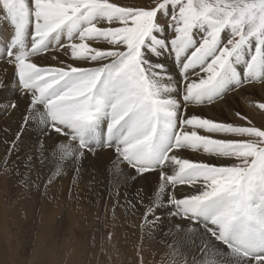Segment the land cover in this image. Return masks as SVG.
<instances>
[{"label":"snow or ice","instance_id":"snow-or-ice-1","mask_svg":"<svg viewBox=\"0 0 264 264\" xmlns=\"http://www.w3.org/2000/svg\"><path fill=\"white\" fill-rule=\"evenodd\" d=\"M0 23L9 27L0 62L14 68L27 101L10 152L32 126L55 134L75 176L86 158L107 151L117 200L120 178L158 175L147 203L142 189L125 193L126 212L145 209L149 235L164 226L158 209H166L168 233L199 240L208 253L194 264H264V130L240 113L251 126L187 114L257 83L264 91V0H0ZM50 48L72 63L38 66L33 58ZM166 52L179 80L158 62ZM38 150L43 156L42 141ZM187 150L223 163L191 161ZM60 175L58 166L48 183ZM184 186L194 191L178 196Z\"/></svg>","mask_w":264,"mask_h":264},{"label":"bare ground","instance_id":"bare-ground-1","mask_svg":"<svg viewBox=\"0 0 264 264\" xmlns=\"http://www.w3.org/2000/svg\"><path fill=\"white\" fill-rule=\"evenodd\" d=\"M131 3L133 4V1ZM8 36V25L0 23V46H2L7 41ZM33 59L34 62H36L38 66L41 67L63 66L60 63L61 61H63L64 64L72 63L70 54L65 55L62 49L58 50L55 48H50L47 52L40 54L38 58ZM152 59L156 60L157 58L152 57ZM173 60L174 54L166 52L161 57H159L158 62L164 63L171 76L179 80V74L175 71L176 68L173 67V62L175 63V60ZM13 74L14 68L12 66L0 62V82L3 83V87H0V222H2L3 219L1 217H3L5 214V212H3V209L5 208L3 195L8 192L9 189H13V187H15L16 191L20 193L21 196L18 203L14 205L17 214L19 215L18 218H21L22 220L21 225L27 221L31 222L34 220L33 211L37 209L38 206V215L40 218L45 215L47 209L50 210L49 217L47 216L48 219L45 218L44 224L42 225L41 223L38 227L37 234H40L41 236L36 237L37 239H40L43 235H45L47 244L50 243L48 245L55 243V240L52 241L55 239L54 232L58 226L62 225L63 221L68 222L69 220L73 219L76 213H82L80 218L84 217L83 214H86L91 209L93 210V208L94 213L98 210V207H100V204L103 202H106V204L111 203L112 206L120 204V212H114L110 216V221L113 224L122 226L126 224V221H130V224L138 226L140 220H137L135 223L134 216L131 215L132 212L130 213L131 210L126 212V208H124L126 203L125 193H127L129 199H131L134 197L137 189H142L141 195L145 197V203H147L148 194L153 191L158 181V175L156 173H147L143 178H138L134 182L129 181L127 184L123 182V178H120V180L117 181L120 183V187L118 189L119 198L117 200L116 195L112 194L116 192V189L112 183L115 170L111 169L109 164V153L107 151L101 152L98 156H89L86 158L83 161V167L80 170L79 176H75L71 165L65 167L64 161L60 160L59 153L56 152L54 148V145L57 142L55 134H53V138L42 137L39 129L35 126L29 127L19 139L15 150H12L11 152L9 151L12 149V144L10 142L16 139V134L18 131H20L19 125L21 117L24 114L27 105V101L22 98L21 94L13 83ZM257 98L261 99L259 102L264 101V91H261L259 83H257L255 87L246 89V93L244 94L241 92L229 93L224 98V100L219 103H214L211 105L205 104L203 106H191L187 109V114L189 116L195 114L203 118L212 119L214 121L232 122L238 125L251 126L248 124V120H241L236 115V113H240L246 116L252 124L259 125L258 128L260 127L263 130L264 110L258 108V101L256 100ZM9 101H15L18 104V108L15 110L10 108L5 110ZM260 111L263 112H261L262 115L260 114ZM5 141H8L9 143H6ZM40 141H42L45 145V152L43 156L38 150L40 147ZM54 152H56L55 155L53 154ZM183 155L184 158H188L191 161H211L214 164L223 163L222 161L210 158L207 154L202 152L187 150L183 153ZM28 156H31L33 159L31 161L30 167H25V158ZM6 161L7 163H5ZM58 166L61 170L59 179H54V182L49 185L47 184V186L45 183L48 181L49 175L54 172ZM130 171V169H124L125 174ZM111 172L112 175L109 176ZM22 180H27L30 186L27 188L24 187L21 183ZM36 185L41 187L40 190H42L43 193L42 198L35 196L34 189ZM15 188L13 190H15ZM193 191L194 189L184 186L183 191L177 192V195L180 196ZM45 192L47 195H44ZM137 207L140 212H143V210L145 211L143 207H140L139 205ZM92 210L90 213H92ZM98 213L95 214L98 215ZM158 213H160L165 219V224L160 230L154 231L153 234L149 236L147 229L143 225L142 229L137 231L139 234L141 232L143 233V238L150 242L151 248H158L157 246L159 244L157 246L156 244L160 243L164 246L160 248L162 253H168V251L172 250L171 248H175L178 252L184 250L186 259H189V257L200 258L202 255H208V253L201 252L199 240H197L196 245H193L186 239L184 233L178 232L169 234L167 224V210L158 209ZM57 216L61 217L57 218ZM74 218L76 219V217ZM101 228L89 224L83 229L84 232L88 229H92V231H90L96 233L97 231L102 232ZM3 231L4 230L0 225V233L2 234ZM132 233L134 232L132 231ZM139 251H141L140 248ZM140 261H142V259ZM191 261L192 260L190 259L186 262V264H192V262L194 263V260L192 262ZM48 264H50V262Z\"/></svg>","mask_w":264,"mask_h":264},{"label":"rangeland","instance_id":"rangeland-1","mask_svg":"<svg viewBox=\"0 0 264 264\" xmlns=\"http://www.w3.org/2000/svg\"><path fill=\"white\" fill-rule=\"evenodd\" d=\"M111 1L121 4H132V1L133 4H148L151 2V0H110V2ZM173 65V67L176 68L175 71L179 74V70L174 62ZM256 100L259 103V100L261 99L257 98ZM261 112L262 111H260V114L262 115L263 112ZM255 126L258 128L259 125L255 124ZM111 175L112 172L109 174V176ZM45 184L49 185L48 181H46ZM14 188L15 187H13V189ZM13 189H9L10 192L8 191L3 195L5 202V208L3 209V212H5V214L3 217H1L3 219L2 222H0L1 228L4 230L2 234L0 233V264H48L49 262L50 264H118V262L119 264H186V262L190 259L192 261L194 260V257H189V259H186L184 250H182L181 253L175 248H171L172 250L168 251V253H162L160 248L164 246L160 243L156 244V246L159 244L157 246L158 248H151L150 242L143 238V233L141 232L139 234L137 232L138 230H141L144 225L143 217L141 216V214L144 213V210L143 212L138 210L135 212V214L131 213L132 211H130L131 215L134 216L135 223L137 220H140L138 226L130 224V221H126V224L122 226L113 224L110 221V216L114 212H120V204H117L114 207L111 205V203L106 204V202L101 203L100 207H98V210L94 213L93 208V210L91 209L92 213H90V210L86 214H83L84 217L80 218L82 213H76L74 216L76 219L73 217V219L69 220L68 222L63 221L62 225L58 226L54 232L55 239L52 241L55 240V243H52L53 245H48L50 243L47 244L45 235H43L40 239H37L36 237L41 236L40 234H37L38 227L41 223L42 225L44 224L45 218L48 219L50 210L47 209L45 215L40 218L38 215V206L37 209H35L36 211H33L34 220L31 222L27 221L21 225L22 220L21 218H18L19 215L17 214L14 206L18 203L21 196L20 193L16 191V188L15 190ZM40 189V186L38 189L35 187V196L42 198L43 193ZM95 213H98V215ZM85 216L89 217L86 218ZM60 217L61 216H57V218ZM89 224L92 226H98L99 228L102 227V232L97 231L96 233H93L91 232L92 229H88L84 232L83 228ZM99 224L102 225L100 226ZM132 231L134 233H132ZM139 248L141 251H139ZM145 253L148 256H146ZM140 258L142 261H140ZM192 264L194 263L192 262Z\"/></svg>","mask_w":264,"mask_h":264}]
</instances>
